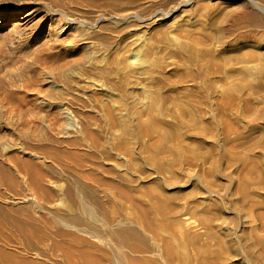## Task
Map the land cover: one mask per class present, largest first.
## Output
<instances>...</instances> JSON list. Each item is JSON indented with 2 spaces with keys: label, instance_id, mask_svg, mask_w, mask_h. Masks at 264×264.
Instances as JSON below:
<instances>
[{
  "label": "rangeland",
  "instance_id": "1",
  "mask_svg": "<svg viewBox=\"0 0 264 264\" xmlns=\"http://www.w3.org/2000/svg\"><path fill=\"white\" fill-rule=\"evenodd\" d=\"M250 10L264 18L261 0H0V244L88 264L65 254L79 235L108 251L107 229L128 223L122 250L146 264H264V25Z\"/></svg>",
  "mask_w": 264,
  "mask_h": 264
},
{
  "label": "bare ground",
  "instance_id": "2",
  "mask_svg": "<svg viewBox=\"0 0 264 264\" xmlns=\"http://www.w3.org/2000/svg\"><path fill=\"white\" fill-rule=\"evenodd\" d=\"M262 4L264 5V0H261ZM236 10H232L230 12L231 16L240 15L237 18H235V23L241 22L242 14H239L236 12ZM238 13V14H237ZM247 16L250 20L253 22H258L260 26L264 25V18L257 13L254 10L247 11ZM3 13L0 12V18H2ZM25 16H19L16 19L21 21L26 19ZM27 172L30 176L26 178V181H28L29 188L39 187L42 184H39L40 181V174H37L36 171L27 169ZM14 198H19L18 196H14ZM81 209L80 211L87 216H90L91 218H95L97 216L95 209L93 206L85 202L84 200L80 201ZM60 221L64 222L65 224L68 223V219L62 218ZM109 221V220H108ZM34 225V224H33ZM25 231L22 232V234L25 236L24 239L28 240L29 242H38L41 237L44 236V231L39 227L35 226L32 229L24 228ZM1 232V231H0ZM107 232L111 237H107L108 241L107 244L110 248V250L105 251L104 249H101V245L97 243H93L89 240L87 242V238L83 235H79L80 241L86 242L87 246L83 249H79L77 251H68L65 252L64 249L60 244H58L59 249L63 250L67 257H74L75 255H78L80 252L82 254V257L88 264H105L104 261L107 259L114 260L115 264H146V261L143 259H139L137 257L132 256L131 254L123 252L122 248L125 244H128L131 248V250L134 249L133 245L128 240V234L135 233V231L130 229V225L128 223H124L121 225L116 226L113 229H107ZM16 237L12 234L8 236L7 239H5L6 243L1 242L0 244V264H45L44 261L35 260L34 258H27L25 255L22 256L19 253V250L17 248H12L9 245V241L15 240ZM34 240V241H32ZM102 251L99 255V252Z\"/></svg>",
  "mask_w": 264,
  "mask_h": 264
}]
</instances>
